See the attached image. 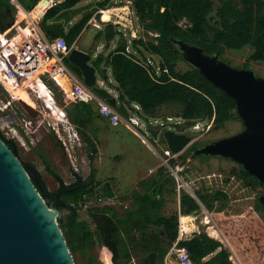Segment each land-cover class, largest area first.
I'll return each instance as SVG.
<instances>
[{"label":"trees","instance_id":"16d2710c","mask_svg":"<svg viewBox=\"0 0 264 264\" xmlns=\"http://www.w3.org/2000/svg\"><path fill=\"white\" fill-rule=\"evenodd\" d=\"M17 1L25 10H31L39 0ZM79 1L64 0L45 12L40 25L47 37L54 39L63 36L70 47L95 10L115 5L112 0H97L95 8H90L65 31L59 20L68 14L65 9L74 7ZM131 8L134 19L142 27L143 37L128 41L122 38L123 34L118 27L107 23L105 39L108 42L117 36H121V39L106 56L97 54L93 61L107 81V73L110 71L113 80L110 85L118 92L120 112L127 116L129 113L126 106L138 104L142 113L151 117L160 106L179 104L181 112L177 116L191 124L196 120L207 121L213 118L214 128H218L228 120L239 119L234 101L196 69L190 67L184 72L176 70V60L180 57L174 53L172 45L176 44L174 40H182L204 48L207 54L220 51V55L226 49L236 50L248 45L252 48L248 59L264 62V0H221L218 6L212 0H133ZM20 16L13 0H0V34H3L1 27L7 24L15 26ZM108 19L109 14L105 20ZM21 34L23 40L34 37L27 29ZM37 63L41 71L50 67V61L43 62L42 55ZM64 63L75 75L80 76L79 69L70 64L67 58ZM66 113L77 126L87 150L95 152L94 140L83 130L92 118L99 116L94 104L75 101L72 108L66 109ZM0 137L20 159L16 142L7 139L1 131ZM199 146L201 144L193 143L191 147ZM191 147L181 156L183 160L191 155ZM89 156L93 158L92 153ZM169 163L173 166L175 160L170 159ZM45 164L46 170L54 175V170L47 162ZM27 165L36 169L33 164ZM168 173L165 167L160 166L148 180L140 181L141 190L133 191L127 207L120 204V212L112 205L92 207L89 210L91 223L79 220L78 208L97 194L96 188L100 185V195L115 197L112 186L95 180L93 174H90L88 182L74 181L64 188L56 196L54 207L60 211L67 210L59 226L71 254H87V250L98 245L105 251L107 264H134L132 254L143 258L140 264H165V256L178 235L177 211L169 215L162 212L166 195L177 197L175 179ZM230 173L241 178L248 187L260 186L240 165L239 170L232 168ZM32 180L49 204L53 200L52 193H44L42 175L41 181L35 178ZM193 193L211 213L213 221L240 263L264 264V221L251 217L255 211L263 208L258 201L241 215L224 217L213 212L214 200L226 196L223 192H217L213 198L210 192L204 193L199 189H194ZM102 196H97V201ZM127 198L124 196L121 200ZM196 198L187 190L180 189L181 214H189L201 208ZM177 245L187 248L195 264H233L230 249L204 232L188 240H180ZM215 251L214 255L203 261V258ZM90 258L89 264H93L95 259Z\"/></svg>","mask_w":264,"mask_h":264},{"label":"rangeland","instance_id":"374dc122","mask_svg":"<svg viewBox=\"0 0 264 264\" xmlns=\"http://www.w3.org/2000/svg\"><path fill=\"white\" fill-rule=\"evenodd\" d=\"M112 1L115 3L114 6L118 7V10L114 14L109 15V19H111L109 21L119 20L120 16L123 17L125 16V13L126 15L128 13L131 16L130 20H122V23L132 25V28L138 26L137 29L140 32L138 31L134 37H143L142 27L138 21L134 19L132 12L131 3L133 0ZM212 1L215 6H218L221 0ZM106 16V12L103 13L102 20H105ZM21 21L12 29V32L16 35L15 40L17 41L23 40L20 39L22 36H17L16 34V32L24 26ZM127 29L130 28L127 27ZM96 32L97 30L90 25L85 29L78 43L80 48H84L92 55V58L100 53L101 50L103 55L106 56V51H103V48L100 49L101 44L93 41V35ZM251 51L252 48L248 45L236 50L226 49L225 52L220 55V58L231 67L247 69L252 71L257 77L264 78V62L249 60L248 56ZM49 65L50 72H42L41 75L47 85L43 83L38 75L41 70H39V64L37 63L35 65L37 73L33 74L31 76L32 78L27 80V93H21L20 99H16L15 96L11 95L10 91L6 90L4 87L5 83L6 88L13 90L15 93L16 85H13V83L9 81H5L4 83L0 81V128L4 135H10L12 133V123L17 122L18 118L22 124V119L28 120V122L30 121V124L32 123V131H29L30 136L34 138L36 144L24 148L16 142L19 150V160L26 164H33L36 167L42 175L43 182L49 192L53 193L57 189L59 182L64 184L74 182V173L79 175L80 180H86L85 183L89 181L90 174H93L95 180H99L102 183H109L112 186L115 193V197L112 198L100 195L101 185L97 186L96 192L98 195H93L87 203L78 208L77 213L79 220L91 223L89 210L92 207L100 205H112L118 212H120V204L127 207L131 202V194L133 191L141 190L140 181L148 180L156 173V170L160 166L165 167L169 172L168 174L174 177L176 190L177 188L187 190L185 187L186 185L191 191L199 189L204 193L210 192L209 195H211L212 198L216 196L217 192H223L226 196H219L217 200L213 199L216 201L214 202L216 212H220V214L223 215L242 214L246 209L254 207L258 196L264 193V186L256 185L252 188L248 187L244 184V181L241 178L232 175L230 173L231 169L236 168L239 170V165L229 159L219 156L203 155H197L194 157L188 155L185 160L181 158L183 153L190 149L193 143H198L202 146L208 142L239 133L243 129L240 119L228 120L218 128H214L212 120H209L208 122L202 121L199 125L201 127L200 130H194L191 128L184 130L183 132L185 134L198 138L187 146L183 152H179L176 156L172 157V159L175 160L173 166H171L170 163L167 165L161 161L163 148L165 146L161 137L158 139L160 145L155 144L150 139L149 143L145 144L141 141V138H138L121 125H109L108 127H102L96 130V132L86 131L90 137L92 136L91 138L94 140L96 146L95 152L87 150L81 134L75 125L71 123L74 130L77 132L79 144L76 143L74 137L71 138V124L68 123V127L64 128L61 125V122L56 121V119L60 117L57 109L52 105L47 104L46 106L48 108H53L56 116L55 119L51 113L52 111H46L43 108L39 96L48 101L49 104L56 99L57 103L66 110L70 103L69 105L66 104L67 98L65 95L63 96L62 93L66 90L70 93L71 97L74 93L70 87L67 74L61 72L59 66H56L54 63H49ZM175 68L180 72H184L190 68V65L182 58H178L176 60ZM61 85L63 87L62 91L59 90V86ZM107 87L108 86H106V88ZM48 88L53 90L55 98L49 92ZM108 89L112 93V90L109 87ZM21 98L30 104L32 115H29L22 109L19 102ZM68 102H70V100ZM180 112L181 106L179 104H170L156 108L155 114L152 116L159 118L162 121L165 117L170 116L181 122L179 129H183L187 126L190 127L192 125L191 123L184 121L181 117L177 116ZM42 113L44 116L41 115ZM48 124H53L55 129L57 127L58 133L61 134L62 131L64 132L63 139L65 143L58 138V135L56 134L57 132H54L55 129L47 131L49 129L47 126ZM167 124L170 125L169 122H167ZM147 125L151 133H153L154 130L158 131L160 129V127L156 125ZM208 125L211 126L207 128ZM137 131L144 136L147 135L146 131L143 130V125L137 127ZM58 141L63 144V148L60 147ZM90 153H92V159L89 156ZM46 162L54 170V175L46 170ZM174 171L181 173L178 175V178H175ZM179 178L185 182L184 186L181 184ZM58 179H60V181ZM178 184L180 185V188L178 187ZM97 196H102L99 201H97ZM124 196L128 197L125 201L121 200ZM175 201L174 197L166 195V202L162 210L163 214L169 215L176 211ZM66 213L67 210H62V217L63 215H66ZM199 214V218H203L204 224L207 225V222L212 224L211 219L205 210L203 213L205 216L201 213ZM251 217L264 221V208H259L251 215ZM185 220L186 218L181 217V225ZM92 226L93 225H90V227ZM86 252L87 254L79 252L72 254L75 264H89L91 261L90 257H94L95 259L93 264H107L105 251L102 247L95 245L92 249H89ZM132 261L134 264H140L143 262V258L139 255L132 254Z\"/></svg>","mask_w":264,"mask_h":264},{"label":"water","instance_id":"95a60500","mask_svg":"<svg viewBox=\"0 0 264 264\" xmlns=\"http://www.w3.org/2000/svg\"><path fill=\"white\" fill-rule=\"evenodd\" d=\"M174 42L186 63L234 101L236 114L243 125L237 134L191 147V156L229 159L264 186V78L250 70L231 67L221 60L220 51L207 54L197 45L182 40ZM92 60L90 53L76 47H72L67 55V61L79 69L83 84L116 106L115 98L97 84ZM19 102L32 115L30 107L21 100ZM163 137L174 154L192 142L191 136L172 130H165ZM174 175L179 177L177 172ZM75 177L80 179L77 174ZM34 178L41 181L39 171L23 164L0 137V264H75L59 226L61 211L54 207L57 193L51 194L53 200L48 204L35 187ZM41 185L44 193L49 194L46 185ZM67 186H62L61 190ZM257 201L264 208V193Z\"/></svg>","mask_w":264,"mask_h":264},{"label":"built area","instance_id":"2783aa9c","mask_svg":"<svg viewBox=\"0 0 264 264\" xmlns=\"http://www.w3.org/2000/svg\"><path fill=\"white\" fill-rule=\"evenodd\" d=\"M105 11H107V9H98L97 13H99V15L101 16V15H103V13ZM31 23H32V21H31ZM90 23L96 27H99V24H97V22L95 20L94 21L90 20ZM28 25H29V23H28ZM25 29L29 30V32L31 34L33 33V31H32L33 27L30 28L26 24V26H23L22 28L19 29V31L16 32L17 36L23 37V35L21 33L24 32ZM15 36H7L5 34H0V81H2L3 83L5 81H9V82L13 83V85H16V90L14 93L13 90L7 89L5 86V83H4L5 89L10 91L11 95L15 96L16 99H20L21 93H23V92L27 93L26 82H27V80L32 78L31 76L33 74L37 73L35 65L37 64V62H39L41 55H42V61L43 62L47 61V63H48V61H50V63H54L56 66H59V69L61 72L67 74V69H66V65L64 63V60H65V58H67V55H68L71 48L67 46L66 41L62 36H58V37H56L50 41L37 40V39H35V37H33L35 39V41H31V40L30 41H27V40L17 41V40H15ZM38 37H39V35H38ZM31 38H32V36H31ZM24 53L27 55L23 56ZM21 59H22V61H21ZM157 71H159V67H157ZM163 71H165V69ZM42 72H50V68L47 67L43 71L38 73L39 77H41ZM44 82L46 84L45 80H44ZM50 88H48V90L52 94V96L55 98L54 92ZM71 88L74 91L73 96H72L73 100L83 101V102H93V101L96 102L99 106V112H100L101 116H103L108 121V123L110 125L118 126V125L123 124L125 127L130 129L131 131H133L135 134L139 135L138 137L141 138V141L143 143L148 144L149 139H150L155 144L160 145L158 143V139H160V137H161L162 141L165 145L163 148V156H161V161H162V163H165L167 165L169 164L170 159H172L173 156H176V154L172 153L167 148L164 137H163V132L165 130H172L176 133H184L183 131L186 130L187 128H191L194 130H200L201 127L199 125L201 124L202 121H204V120H196L190 127L187 126L183 129H179V125L181 122L179 120L173 119V117H170V116H167L164 118V120L166 122L164 120L162 121L159 118H155V117H150L149 120L146 121L143 118L139 117V115H137L136 113L134 115H131V116H125V115L122 116L107 101H105L104 99H98L99 97L96 95L95 92H93L91 90L90 87L85 86L83 83L77 82L76 79L73 80V83L71 84ZM39 98H40V101H42V105H43L44 110L50 111V112L52 111L51 113L53 114L55 119H56V116H55V112H54L53 108H48L46 106H47V104L52 105L55 109H57L60 117L58 119H56V121L61 122V125L64 128L68 127L67 126L68 123L71 124V122H69V118L67 117L66 110L57 103L56 99L54 102H51V104H49L48 101L44 100L42 97L39 96ZM21 100H23V99L21 98ZM25 103L30 107L29 103H27V102H25ZM134 109L136 111H138L140 109L139 105L135 104ZM41 115H43V113ZM17 120H18L17 122L12 123V128H11L12 133L10 135L9 134L4 135L3 133L2 134L7 139H11V140L17 142L18 144H20L24 148L26 146L31 147V146L35 145L36 141L34 140V138L32 136H30V131H32V128H31L32 123L30 124V121L28 122V120L22 119L23 120V124H22V122L19 121V118ZM210 120H212V123H213V118H211ZM208 121L209 120H207L206 122H208ZM167 122H169L170 125L167 124ZM143 123L145 125L147 123L149 125L159 126L160 129L157 131L156 134L147 133V135L144 136L143 134H140L137 131V127L141 126V124H143ZM47 126L49 128L47 131H51V130L55 129L53 124L52 125L48 124ZM210 126L211 125H208L207 128ZM70 127H71L70 130L72 131L71 138L74 137L76 139V143L79 144V138L77 136V132L74 130V127L72 126V124L70 125ZM143 129L145 131V130H147V127L145 126V127H143ZM0 131H1V128H0ZM54 132H57L56 134L58 135V138H60V140H63V142L65 143V141L63 139L64 132L62 131L61 134L58 133L57 127L54 130ZM27 138H28V140H27ZM197 138L198 137H195V138L192 137L191 143H193V141L196 140ZM62 146H63V144H62ZM184 150H185V148L181 152H183ZM174 172H177V174H178V171H174ZM175 178H176V176H175ZM179 179L181 181V184L184 186L185 183L182 181L181 178H179ZM178 187L180 188L179 184H178ZM177 243H178V240H176L174 242L173 246L171 247V249L168 252V254L169 253L174 254L175 259H176V264H195V262L191 259L187 248L186 247H179L177 245ZM165 264H171L170 260H168L167 263L165 260ZM237 264H239V263H237Z\"/></svg>","mask_w":264,"mask_h":264},{"label":"crops","instance_id":"0c3cea01","mask_svg":"<svg viewBox=\"0 0 264 264\" xmlns=\"http://www.w3.org/2000/svg\"><path fill=\"white\" fill-rule=\"evenodd\" d=\"M96 1L97 0H81L74 7L65 9L66 11H68V14L64 15L59 20V22L62 24L63 29L66 31L67 28L71 24L75 23L78 19H80L90 8L91 9L92 8H95ZM62 2H64V0H39L37 2V4L35 5L36 7L34 6L31 10H25L23 8V6L17 0H13V3L15 4V6L19 9V12L21 13V16L19 17V20L17 21V23L15 25H17L22 20L21 21L22 22V25L26 26V24H27V26H29L30 28L33 27V30H32L33 33L32 34L35 35L34 36L35 39H37V40H43V41L44 40L50 41L52 39H50L49 37H47V35L41 29V25H40L41 24V20H42V17L44 16L45 12L51 6L56 5V4H60ZM99 9H103V8H99ZM104 9H107L108 14L110 15V14H114L118 10V7L112 5V6H110V8L109 7H105ZM130 17L131 16L128 13H127V15L125 13V16H123V17L120 16V19L119 20L117 19L115 21H111L110 22L109 20H111V19L102 20V15L100 16L99 13H97V10H95L93 12V14L91 15L90 19L88 20L86 26L83 28V30L81 31V33L79 34V36L76 38V40L74 41V43L70 46V48L76 47L78 49H81V50L87 52L84 48L83 49L80 48V46H79L78 43H79V40H80L81 36L83 35L85 29H87V27H89L91 25V26H93L97 30V32L93 35V41L96 42V43H100L101 44L100 49L103 48V51L104 50L106 51L105 55H107L109 53V51H111L112 49H114V47L116 46V44L118 43V41H120L121 36H117L115 39H113L110 42H108L105 39V31H104L105 30V27H106V24L107 23H111V24L115 25L116 27H118V30L121 31L122 34H123V37L122 38H124V39H126V40L129 41V40H132L133 38H135L134 36L136 35V33H138V29H137L138 26H135V28H132V25H128V24L122 23V20H127L128 21V19L130 20ZM30 20L32 21V23H31ZM90 20H92V21L95 20L97 22V24H99V27H96V26L92 25L90 23ZM28 23H29V25H28ZM13 27L11 25H9V24L1 27L3 29L2 30L3 31V34H5L7 36H15L14 33L12 32ZM127 27H129L130 29H127ZM38 35H39V37H38ZM15 38H16V36H15ZM20 39H23V37H20ZM27 39H29V37H27ZM35 39L32 37V38H30L27 41H30V40L31 41H35ZM98 54H100V55L102 54L103 55L102 50ZM96 56H97V54L94 56L93 60L91 61V64L92 65H94L93 64V61H94V59H95ZM95 68H96V72H97V84L99 86H101V87H104L110 93V95L115 98V100H116V106H113V107L115 108V110H117V112L119 114H121L123 116L124 114L121 113L120 112V109L118 108V105H119V102H117L118 92L116 90H114L113 85H110V83L113 82L112 76L110 75L111 73H109L110 71L108 70L109 72L107 73L108 76H109L108 77V81H107L106 79H104L101 76V74L99 72V69L96 66H95ZM103 68H104V66L102 65L101 66V69H103ZM66 69H67V76H68V81L70 83V87H71V84L73 83V80H75V79L77 80V82L83 83L82 80H81V76L78 77L77 75H75L68 67H66ZM106 86H108L112 90V93L110 92V90L108 89V87L106 88ZM59 90L60 91L63 90L62 85L59 86ZM62 95L63 96L65 95V97L67 98L66 104L69 105V103H70V105L67 108L68 109L69 108H72L74 102L77 101V100H73V97H71L70 93H68L66 90L63 91ZM96 95L99 97L98 99H104L103 97L99 96L98 94H96ZM69 100H70V102H68ZM85 103H93L94 106H95V108H96L97 113L99 114V116L98 117L95 116L94 118H92V120L89 121V123L83 129L84 131H88V132L94 131V132H96V130H98V129L102 128V127H108L110 125L108 123V121L103 116H101V114L99 112V106H98V104L96 102L93 101V102H85ZM134 105L135 104H131L130 106H126L127 111L129 113V115H127V116H131V115H134L136 113L137 115H139V117L143 118L144 120H146V121L149 120V117L150 116H147V115L143 114L142 111H141V109H139L138 111H136L134 109ZM151 117H154V116H151ZM72 124L75 125L74 123H72ZM141 125H143V127H145V126L147 127L148 126L147 124L145 125L144 123L141 124ZM110 126H112V125H110ZM118 126H120V125H118ZM121 126H123L127 130H129L130 132H132L137 137L139 136V135L135 134L133 131H131L130 129H128L127 127H125L123 124H121ZM145 131H146V133H151V131L148 129V127H147V130H145ZM154 131H156V130H154ZM151 134H154V132L151 133ZM138 138H140V137H138ZM176 192H177V197L175 198V200H176L175 202H176V211L178 213V235H177V239L176 240H178V241H180V240H188V239L192 238L194 235L199 234L200 232H204L209 237L221 241L223 243V247H227V248L230 249V251H231L230 260L232 261L233 264H237V263L241 264L240 261L238 260V258L236 257V255L232 252V250L229 247V245L226 242V240L224 239V237H223L222 233L220 232L217 224L213 221V219L211 217V213L205 208L206 209L205 212H207L208 216L210 217L212 225L215 227V229L217 231H219V235L218 236L210 235L209 232H208V230H207V227L208 226H206L204 224L203 218H199V215H200L199 213H201V214L204 213V209L201 206L200 207L202 208V210L200 208L199 210L194 211V212H190L189 214H181L180 207H179V193H180V189L177 188ZM213 212L215 214L219 215V216H224V217L227 216V215L220 214V212H216V209ZM236 215H241V213L240 214H236ZM203 216H204V214H203ZM228 216H235V215H228ZM181 217L186 218V220L183 222L182 225H181ZM173 244H174V242H173ZM173 244H172V246H173ZM219 249H217L216 251H218ZM216 251L208 254L205 258H203V261L209 259L212 255H214L216 253ZM165 260H166V263H167L168 260H170L171 264H176V259H175V256H174L173 253H169V254L167 253V255L165 256L164 261Z\"/></svg>","mask_w":264,"mask_h":264},{"label":"flooded vegetation","instance_id":"af4514ba","mask_svg":"<svg viewBox=\"0 0 264 264\" xmlns=\"http://www.w3.org/2000/svg\"><path fill=\"white\" fill-rule=\"evenodd\" d=\"M172 50L174 51V53L175 54H177V55H179V57L181 58V56H180V52H179V50H178V46L175 44V45H172ZM191 67V66H190ZM188 135V134H187ZM26 164V163H25ZM74 175H76V173H74ZM75 177V176H74ZM59 181H60V179H58ZM75 182H79V181H81L82 182V180H80V179H77L76 177H75V180H74ZM73 183V182H72ZM71 183H66V184H64L63 183V185H61V182H59V185H58V187H57V189L53 192V193H57V195L58 194H60L61 192H63V190L64 189H62L61 190V187L62 186H64V185H70Z\"/></svg>","mask_w":264,"mask_h":264},{"label":"bare ground","instance_id":"6f19581e","mask_svg":"<svg viewBox=\"0 0 264 264\" xmlns=\"http://www.w3.org/2000/svg\"><path fill=\"white\" fill-rule=\"evenodd\" d=\"M106 12V14L108 15V11H105ZM104 12V13H105ZM106 18V17H105ZM207 215V214H206ZM208 220V219H207ZM208 223V222H207ZM208 227H207V230H208V232H209V234L210 235H213V236H218L219 235V231H217L216 229H215V227L212 225V224H210V222L208 223V225H207Z\"/></svg>","mask_w":264,"mask_h":264}]
</instances>
